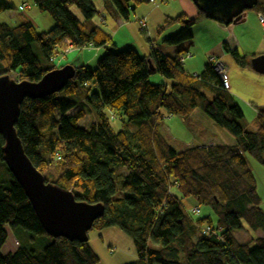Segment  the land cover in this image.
<instances>
[{
  "label": "trees",
  "instance_id": "obj_1",
  "mask_svg": "<svg viewBox=\"0 0 264 264\" xmlns=\"http://www.w3.org/2000/svg\"><path fill=\"white\" fill-rule=\"evenodd\" d=\"M102 1L106 16L116 12L129 20L136 7L151 0ZM32 2L51 15L54 25L38 31L26 18L16 25L0 19V75L40 80L47 71L64 65H56L53 57L65 38L76 48H106L95 68L76 67L75 76L59 92L21 103L15 128L37 169L44 175L54 166L59 175L51 182L70 189L77 200L104 204L105 212L93 228L117 226L132 238L137 259L127 264H264V234L251 233L264 232L262 197L246 159L250 154L264 166V105L258 109L254 128L247 129L243 109L209 61L195 76L185 70L183 52L165 54L152 38L146 56L132 45L117 49L103 23L95 21L99 14L95 0ZM14 9L12 0H0V15ZM251 9L264 17V0H257ZM202 17L207 16L201 10L193 17L166 16L157 34L178 25L180 29L163 41L176 44L190 39ZM32 43L38 44L48 66L42 65ZM223 45L239 65L250 64L255 55H241L237 48ZM156 73L165 82H152ZM81 87H85L81 101L94 116L88 127L79 124L84 109L68 114L80 104L72 96ZM196 109L222 127L234 143L176 150L161 133L160 123L165 115L187 118ZM108 111L120 119L119 128L112 125ZM3 145L0 133V264H98L89 241L53 237L45 231L3 160ZM117 180L122 181L118 197ZM188 198L197 206L207 205L214 215L189 211L183 202ZM205 223L220 236L203 234L200 226ZM6 226L49 238L41 249L21 243L14 252L3 254ZM240 229L250 233L247 242L234 236L233 231Z\"/></svg>",
  "mask_w": 264,
  "mask_h": 264
},
{
  "label": "water",
  "instance_id": "obj_2",
  "mask_svg": "<svg viewBox=\"0 0 264 264\" xmlns=\"http://www.w3.org/2000/svg\"><path fill=\"white\" fill-rule=\"evenodd\" d=\"M207 18L230 24L251 9L257 0H192ZM147 61L153 68L150 58ZM254 70L264 74V53L250 59ZM76 74L67 63L47 71L38 81H17L9 74L0 75V133L4 137L3 160L32 203L45 231L53 237L88 241V231L103 216V203L77 200L70 189L46 181L45 176L25 153L15 123L25 98H42L62 90Z\"/></svg>",
  "mask_w": 264,
  "mask_h": 264
},
{
  "label": "rangeland",
  "instance_id": "obj_3",
  "mask_svg": "<svg viewBox=\"0 0 264 264\" xmlns=\"http://www.w3.org/2000/svg\"><path fill=\"white\" fill-rule=\"evenodd\" d=\"M12 2L15 5V9L14 10H7V11H4L3 13H1L0 19L2 21L8 22L11 25H16V24H19L23 19L26 18V19L31 20L34 23V25L36 26L38 31H48L49 29H51L53 27L54 20L51 17V15L46 11L40 10L32 2V0H12ZM98 2H99V0H95V4L97 6H98ZM156 3L157 2H155V3L149 2V3H145V4H141V5L150 6V5H154ZM166 3H167V1L160 3V5H165ZM187 3L190 4L194 9L198 10V8L196 7V5L194 4V2L192 0H175V3L172 2V6H174V7L180 6V5L186 6ZM22 4H27L28 6L25 9L21 10V9H19V6ZM71 8L77 16L82 18V14H81L80 10L75 5H72ZM248 14H249V19H248V25L246 24V26H250L249 30L252 32L250 34H248L246 37H244V40H241L242 47H238V51L240 52L241 55H252L251 53H264L263 27L262 28L259 27V25L256 21L257 17L255 15L256 14L255 11L253 9H246L243 13H241L239 15V18H244V16H246ZM96 18H98V15L96 16ZM159 18L161 19V13H157V11H156V13L153 14L152 17H150L148 20L146 19V22H148V27H147L146 31H143V29L141 28V25L139 23V19L136 20L135 13L132 12L130 14V19H129L130 25L128 28H130V30L132 31L131 35L133 37L128 38V39L129 40L132 39V41H136L135 42L136 44L139 43V45H142V47L147 48L149 46L148 45L149 42L146 40L147 37L149 36L148 33L153 32L154 36H155L156 43L158 44V46L163 51L172 53L174 55H176L178 52L186 53L189 51L190 53H192L193 58L190 60L191 65H189L188 61H185V66L188 67V65H189V67L190 66L192 67V68H190L191 69L190 73H195V72L198 73V71H200V67H201V69H203V67L206 63V62H204L205 56L207 57L208 53L209 54L212 53V49H213V53L215 50L214 48H211V46H210L211 42H210V39H208L207 35L209 34V36H210L211 30L206 25V22H214V21H211L213 19L210 20V18L202 17L203 19H201V20H204V21L197 22L192 28V31L194 32L193 33L194 36L192 38L181 41V42L176 43V44H168V43L164 42L163 39L165 37H168L170 34L172 35V33H175L176 31H178L180 29V27H178L177 30L175 32H173L175 27L172 26V27L168 28L167 30H165V32L162 35H158L155 30H156L157 25H158L157 23H159V22H157V20ZM125 36L126 35L124 34V32H121L120 36H118V37L119 38L123 37L122 40H120V41H123V40H125ZM170 46H172V47L174 46L175 49H173V48L169 49ZM31 47H32L33 52L40 59L42 65L44 67L48 66V62L45 60L38 44L32 43ZM244 47H247L248 50H244L245 49ZM218 48H221V50H222L223 46L218 45ZM72 50H74V49H72ZM71 51H69L68 53H70ZM84 52H86V51H84ZM105 52L106 51H104L103 54ZM213 53H212V55L219 58L218 56H220V54H217L216 52H215V54H213ZM67 54L66 55L64 54L63 58H61L59 60L58 64H60V63L67 64V61H71V59H73V58H71V55H70L69 59L67 60V58H66ZM224 62H225V60H224ZM95 64H96V62H95ZM95 64L92 63L93 66ZM11 76L15 79L17 78L15 73H12ZM93 89H96V87H94ZM83 95H85V87H81L79 89V91L74 96H72V98H74L75 100L80 101V104H78L75 108L70 110L68 112V114H75L79 110L84 109L86 112V115L83 119H81L79 121V124L82 127H88L90 125L91 121L94 120V116H93L92 112L90 111V109L82 103L81 100H82ZM108 114L110 115L112 125L119 128L120 123H121L120 119L115 118L112 111H108ZM180 119L181 118L179 116H176L173 119L172 118L165 119V121L162 120V122H161V125H165V124L168 125V129H169L168 140L176 148H179V146H177L178 143L175 142L174 137L176 135H178L179 130H180V126H184L183 123L180 121ZM216 126L221 130V133L219 132L218 134L215 135V137H220V139L222 141L227 142L226 138L229 137V134L219 125H216ZM229 138H231V137H229ZM246 156H247V159L249 161L250 167L253 169L254 173L257 176L258 191H259L260 195L262 196V198L264 199V166L262 164H260L252 155L247 154ZM58 175H59V172L56 170V168L54 166H50L44 172V176L49 181H54ZM121 175H122V173L120 172V175H118L119 179L121 178ZM122 181H123V179H122ZM121 182L119 180H117L116 197L122 195L121 189H120ZM183 202L186 206L191 207L190 202H193V199L192 198L184 199ZM199 208H200L201 215H206L208 213L214 215L212 213L211 209L207 205H200ZM21 230H22V232L25 233L24 239L22 241L24 243H26L27 245H32L36 249H41L43 247L42 245H43L44 239L49 238L46 235H43L42 237L40 235H35V234H33L27 230H24L22 228H21ZM251 233L254 234L255 232H251ZM235 234L243 242H246L250 239V238H247L246 233H244V231L237 230L235 232ZM238 234H240V236H238ZM102 235L105 238V242H103V240H102ZM30 236H35V240L32 239ZM244 237L246 238V240L243 239ZM88 238H89V240H88L89 244H91L92 247H94L97 251H99V257L102 259V264H127V263L133 262L137 259V252H136L132 238L126 232H124L121 228H119L117 226L106 227L103 230L91 228L88 231ZM18 240L21 241L20 238ZM251 246H254V243H252Z\"/></svg>",
  "mask_w": 264,
  "mask_h": 264
},
{
  "label": "crops",
  "instance_id": "obj_4",
  "mask_svg": "<svg viewBox=\"0 0 264 264\" xmlns=\"http://www.w3.org/2000/svg\"><path fill=\"white\" fill-rule=\"evenodd\" d=\"M172 2L175 3V0H167V3L165 5H160V3H156L150 6L140 5L135 8L133 13H135L136 20L140 19L143 16H145L146 19L148 20L150 17L153 16V14L156 13V11L157 13H161V19L159 18L157 20V22H159L157 23L158 24L157 28L159 27L160 24L164 22L166 16L175 17L181 13H185L187 16H190V17L197 16V10L194 9L190 4L187 3L186 6L180 5V6L174 7L172 6ZM97 9H98L99 14H98V18L95 17L96 18L95 21L101 24L99 16L102 12L105 11L102 0H99ZM255 15L257 17L256 21L259 27L262 28L263 25L262 23H260L261 21L259 19V14L256 13ZM201 19L203 18H200L197 22L204 21ZM248 19H249V14L244 16V18H239V16H237L236 18L233 19V21L230 24H224L219 21L210 19L211 21H214V22H206V25L211 30L210 36L208 34L207 37L208 39H210L211 48L215 49L214 53L212 49V53L215 54L216 52L217 54H220V56L218 57L228 69V77L225 82V86L234 95L237 102L243 109V112L245 115L246 128L253 129L254 128L253 121L257 115L258 109L264 105V74L259 73L256 70H254L250 64L239 65L233 59V57L227 51H225L224 45H223L226 42L231 49H234V48L238 49V47H242L241 40H244V37H246L248 34L252 32L249 30L250 26H246V24L248 25ZM129 25H130V20L123 19L116 12H114L112 15L107 14L105 22L101 24V26L110 34L117 49L123 48L127 45H132L138 50V52L141 55H145V56L149 55L151 53V48H150L149 43H148L149 46L145 48V47H142V45H139V43L136 44L135 43L136 41H132V39L131 40L128 39V38L133 37L131 35L132 31L130 30V28H128ZM147 26H148V22H147ZM174 27L175 28L173 32H175L179 26L175 25ZM157 28L155 30L156 33H157ZM121 32H124V34L126 35L125 40L123 41H120L122 40L123 37L122 38L118 37L120 36ZM148 34L149 36L146 39L148 42H149V38H152L155 40V36L153 32L152 33L149 32ZM218 45L223 46L222 50L221 48H218ZM171 48L175 49L174 46L169 47V49ZM244 48H245L244 50H248L247 47H244ZM159 49L165 54L174 55L172 53L163 51L160 47ZM104 51H106V48L104 46H101V47L87 46V47H82V48H74V50H72L66 56L67 60L69 59L70 55H71V58H73L71 59V61H67V63H71L75 67H80L82 65H85L93 69L96 66L95 62H97L98 58L103 54ZM212 53L210 54L208 53L207 57L205 56L204 62L206 63L208 62L209 56H211ZM251 54L258 55V54H263V53H251ZM192 55L193 54L191 53V56L185 58L184 60V68L187 72H191L190 68L192 67L191 66L189 67V65H191L190 60L193 58ZM185 61L189 62L188 67L185 66ZM92 63H94L95 65L93 66ZM61 64L62 63L58 65H61ZM201 71L202 69L200 67V71H198V74ZM150 79L152 82H155V83L165 82V79L158 73L153 74L150 77ZM175 117L176 116L174 115L172 116L165 115L163 120L165 121V119H170V118L173 119ZM180 118H181L180 121L183 123L184 126H180L178 135L174 137V140L175 142L178 143L177 146H179V148H176L168 140V133H169L168 125L167 124L161 125L160 123V127H159L161 133L165 136L168 142L176 150L181 151L188 147L210 146V145L224 143V141H222L220 137H215L216 134H218L219 132L221 133V130L216 126L217 124L214 123L209 118H207L206 116H204L203 114H201L199 110L197 109L194 110L192 114L187 118H183V117H180ZM226 140H227L226 143L228 144L234 143V140L229 137L226 138ZM246 159H247V156H246ZM247 162L249 164L248 159H247ZM249 167H250V164H249ZM257 185H258V181H257ZM190 205L191 206L196 205L195 201L193 200V202H190ZM261 207L264 210V199L263 198L261 201ZM240 230L246 233L247 238H250L251 235L248 231L244 229H240ZM6 231H7L8 237L1 249V252L3 254L14 252L21 243L27 245L26 243L22 241L24 239V234H25L24 232H22V230H19V229L12 230L9 226H6ZM236 231L237 230L233 231L234 236L240 242H243L235 234ZM254 234L256 236L261 237L263 236L264 232L261 229H258L255 231ZM238 236H240V234H238ZM19 238L21 239V241L18 240ZM243 239L246 240L245 237ZM102 240L103 242H105V238L103 235H102ZM27 246L33 247L32 245H27ZM92 248L95 251V253L99 256V251H97L94 247ZM98 264H102V259L100 257H99Z\"/></svg>",
  "mask_w": 264,
  "mask_h": 264
},
{
  "label": "built area",
  "instance_id": "obj_5",
  "mask_svg": "<svg viewBox=\"0 0 264 264\" xmlns=\"http://www.w3.org/2000/svg\"><path fill=\"white\" fill-rule=\"evenodd\" d=\"M167 0H151L150 2H157V3H162L165 2ZM28 5L27 4H22L20 5V9H24L26 8ZM101 23L105 22L106 19V14L104 12H102L99 16ZM259 19L263 25V34H264V17L259 14ZM139 23L141 25V28L143 29V31L147 30V22H146V17L143 16L139 19ZM62 44L63 47L61 48V50H59V52L53 57V61L55 62L56 65H58V62L61 58H63L64 54L66 55L69 51H71L72 49L76 48L73 46L72 42L65 38L62 40ZM151 45H155V43L152 41ZM90 47H92L91 45H89ZM87 47V46H86ZM191 56L190 52H186V53H182L180 54V59L181 61H184L186 57ZM208 61L212 64L213 68L216 70L220 80L225 84L227 77H228V69L225 66V64L217 57H215L214 55L209 56ZM195 76H199L198 73H194ZM188 210L194 213H198L200 211L199 206L194 205L191 207H188ZM200 230L203 234H215V235H219V231L213 226L210 225L208 223H205L203 225L200 226ZM220 236V235H219Z\"/></svg>",
  "mask_w": 264,
  "mask_h": 264
}]
</instances>
